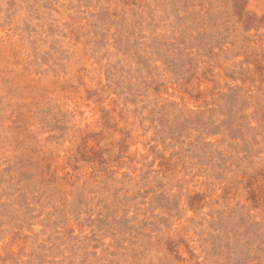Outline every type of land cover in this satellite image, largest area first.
I'll list each match as a JSON object with an SVG mask.
<instances>
[{
    "label": "rangeland",
    "instance_id": "obj_1",
    "mask_svg": "<svg viewBox=\"0 0 264 264\" xmlns=\"http://www.w3.org/2000/svg\"><path fill=\"white\" fill-rule=\"evenodd\" d=\"M0 264H264V0H0Z\"/></svg>",
    "mask_w": 264,
    "mask_h": 264
}]
</instances>
